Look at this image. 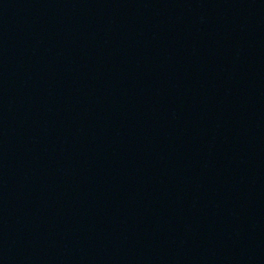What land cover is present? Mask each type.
Listing matches in <instances>:
<instances>
[{
	"label": "water",
	"instance_id": "water-1",
	"mask_svg": "<svg viewBox=\"0 0 264 264\" xmlns=\"http://www.w3.org/2000/svg\"><path fill=\"white\" fill-rule=\"evenodd\" d=\"M0 264H264V0H0Z\"/></svg>",
	"mask_w": 264,
	"mask_h": 264
}]
</instances>
